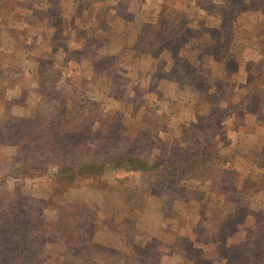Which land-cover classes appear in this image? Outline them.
<instances>
[{
    "label": "rangeland",
    "instance_id": "obj_1",
    "mask_svg": "<svg viewBox=\"0 0 264 264\" xmlns=\"http://www.w3.org/2000/svg\"><path fill=\"white\" fill-rule=\"evenodd\" d=\"M263 174L264 0H0V264H228Z\"/></svg>",
    "mask_w": 264,
    "mask_h": 264
},
{
    "label": "trees",
    "instance_id": "obj_2",
    "mask_svg": "<svg viewBox=\"0 0 264 264\" xmlns=\"http://www.w3.org/2000/svg\"><path fill=\"white\" fill-rule=\"evenodd\" d=\"M155 28H157L156 26H153ZM155 28H152L150 31H147L145 34V36H151L149 34H154V32L156 31V34L159 33V31H157ZM164 35V33H163ZM162 35V36H163ZM152 37V36H151ZM139 155V154H138ZM192 157V155L190 154H175L171 160H165L163 162H152L149 161L146 157L144 156H136V155H123V156H113L110 159H108V164L113 165V166H123V167H130L133 169H158V174L160 176L159 178V182H161L162 180H170V179H175V178H179L180 175L182 174H186L189 171H193L194 170V166L196 164V160L195 159H190ZM98 164H93V163H89L87 165V167H95ZM105 165V164H103ZM101 165V166H103ZM262 179H263V185H260L258 183H253L255 184V188H264V174L262 175ZM262 186V187H261ZM246 191V189L243 191V193ZM244 200V197L241 196L240 201ZM239 201V202H240ZM243 212V211H242ZM242 212L240 213V215H242ZM222 214V212H221ZM226 216H224L223 218V214L220 217H217L216 220L218 222V224H220L219 226H223V224H225V222H230L229 218L232 217L233 213L231 214L230 212L227 214H225ZM244 216H246L247 219H245L243 221L244 218L241 219L240 221V226L238 227L239 229H242L243 231H245V234L243 235V233H241L240 238L238 239V243H236V245H234L237 250L239 251V256L232 258V254H227V259L230 260L227 261L228 264H252L253 260L258 258L257 264H263L264 262V251L261 250L262 246L264 245V238L262 236H259L256 239V236H254V234L259 232H264V209H259L256 212H253L250 210V212H248L247 214H244ZM254 217V219H252ZM219 227L218 229H216L218 236H220V238L218 239V242L220 241H224L223 239H221V235L225 234L226 235V230L223 229L221 230ZM256 228V229H255ZM253 229L257 230L253 232ZM220 230V231H219ZM94 231H96L94 229ZM228 229H227V233H228ZM93 233V232H91ZM84 235V234H82ZM233 246V245H232ZM228 250V249H227ZM261 250V252H260ZM253 257V258H252ZM222 258V254H219V258L217 259L218 261H220ZM199 264H211V261H203L200 262Z\"/></svg>",
    "mask_w": 264,
    "mask_h": 264
}]
</instances>
